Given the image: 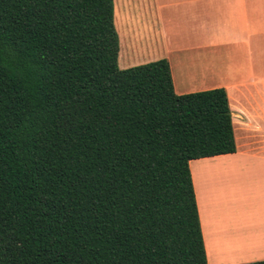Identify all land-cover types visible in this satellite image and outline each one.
<instances>
[{"label": "trees", "instance_id": "16d2710c", "mask_svg": "<svg viewBox=\"0 0 264 264\" xmlns=\"http://www.w3.org/2000/svg\"><path fill=\"white\" fill-rule=\"evenodd\" d=\"M117 51L112 0H0V264H206L188 162L234 152L225 92Z\"/></svg>", "mask_w": 264, "mask_h": 264}, {"label": "crops", "instance_id": "0c3cea01", "mask_svg": "<svg viewBox=\"0 0 264 264\" xmlns=\"http://www.w3.org/2000/svg\"><path fill=\"white\" fill-rule=\"evenodd\" d=\"M116 65L224 90L235 150L188 162L206 264L264 260V0H114Z\"/></svg>", "mask_w": 264, "mask_h": 264}, {"label": "rangeland", "instance_id": "374dc122", "mask_svg": "<svg viewBox=\"0 0 264 264\" xmlns=\"http://www.w3.org/2000/svg\"><path fill=\"white\" fill-rule=\"evenodd\" d=\"M114 0H112V2H113Z\"/></svg>", "mask_w": 264, "mask_h": 264}]
</instances>
